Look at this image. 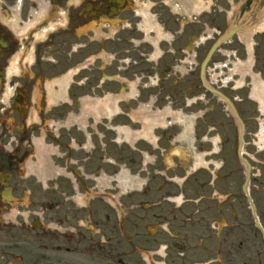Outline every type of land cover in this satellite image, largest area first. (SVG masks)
I'll return each instance as SVG.
<instances>
[{
    "label": "flooded vegetation",
    "instance_id": "af4514ba",
    "mask_svg": "<svg viewBox=\"0 0 264 264\" xmlns=\"http://www.w3.org/2000/svg\"><path fill=\"white\" fill-rule=\"evenodd\" d=\"M143 3L0 1V264L251 263L252 257L247 263L242 242L236 252L230 250L229 221L224 213L227 199L222 196L220 203L216 201L218 210L212 203L214 197L208 200V195L196 192L182 195L177 203V194L167 190L148 193V182L143 185L148 191L142 195L85 196L79 194L80 186L97 178H70L65 173L67 168L64 172L61 167L55 176L45 178V203L37 210L39 196L31 184L42 183V179L32 177L35 172L23 162L34 147L22 142L29 141L46 120L54 116L62 119L69 111L67 98L72 85L67 63L89 47L78 44L85 42L86 34L78 33V28L92 21L103 22L105 29L116 27L112 40L141 71L150 53L141 28ZM51 21L63 26L38 34ZM125 37L129 38L127 46ZM157 65L158 71L165 67L163 60ZM49 85L52 89L66 88V92L55 104L46 106ZM77 86L83 89L84 80ZM34 89L39 91L38 99L32 98ZM36 103L39 106L34 109L33 125H29L30 104ZM48 135L46 130L45 138ZM7 138L9 145L5 144ZM140 226L145 230L138 231Z\"/></svg>",
    "mask_w": 264,
    "mask_h": 264
},
{
    "label": "rangeland",
    "instance_id": "374dc122",
    "mask_svg": "<svg viewBox=\"0 0 264 264\" xmlns=\"http://www.w3.org/2000/svg\"><path fill=\"white\" fill-rule=\"evenodd\" d=\"M155 1L162 4V0ZM164 1L169 3V0ZM243 2L214 0L209 16L206 12L198 14L200 23L193 29L197 34L205 35H198L201 40L195 49L196 58H190V54L184 51L177 55L176 61L171 59V62H167L168 67L173 64V70L169 67L166 71L165 85L162 87L141 90L135 89V83L128 88L125 84L127 81L136 82V79L129 80L136 76V70L134 67H120L122 60H118L119 57L113 59L112 47L111 50L102 48L94 54H87L93 47L83 52L78 59L87 56L79 63L86 68L75 75V80H82L84 76L85 87L70 90V95L75 100L80 99L81 105H73L67 118L55 119L54 116L51 123L50 119L46 120L29 141L22 142V145L34 146V150L30 149L23 160L29 166L38 162L35 153L37 144L42 143L48 149L41 158L47 164L45 173L31 176L48 178L55 176L58 167H63L64 170L67 168L70 178L96 177L97 181H86L80 186L79 194L85 196L98 193L119 195L124 192L142 195L148 189L135 185L142 186L145 182L151 189L148 191L150 194L156 192L153 186L154 189L165 186L159 192H175L179 185L170 181L175 178L177 183H183V191L186 189L188 194L197 192L211 196L216 193L217 200L214 199L213 204L220 203L219 197L224 196L223 200L227 199L224 213L230 222V250L236 252L240 242L245 247L244 241L249 238V232H253V217L249 216V203L241 191L245 168L235 153L237 124L224 102L206 91L199 79V65L209 47L226 30L239 24L238 33L212 54L204 77L208 85L233 100L245 122L242 152L251 165L247 191L257 208L259 220L264 224V144L259 140L264 115L250 98L252 74L264 78V34L251 36L250 41L245 40L248 35L241 36L255 23L253 19L264 8V0H247L242 5ZM165 10V17H168L167 7ZM170 24L167 22V25ZM177 27L175 25L173 30ZM90 32L96 35L98 31L93 28ZM150 33L157 36L155 32ZM248 42L252 43V56L247 49ZM167 46L165 44L166 49ZM166 59L170 60L168 57ZM104 80L106 83L98 88L97 84ZM32 106L37 108L39 104H30L28 116L33 111ZM141 111L143 118L136 116ZM26 121L33 125L28 118ZM188 126L190 132L194 131L200 136L192 139L194 151L206 153V160L211 163L206 171L198 170L190 174L184 167L183 161H189L184 157L190 151L186 145L178 143H182L180 139ZM46 130L49 135L44 140ZM10 141L7 138L5 144L9 145ZM176 146L184 156L180 152L172 154ZM62 155H65L64 158ZM171 167L173 170L168 169ZM29 169L34 171L31 167ZM128 181L133 183L127 185ZM31 186L39 196L37 210L40 211L45 203L46 185L32 182ZM22 201L26 203L25 196Z\"/></svg>",
    "mask_w": 264,
    "mask_h": 264
},
{
    "label": "bare ground",
    "instance_id": "6f19581e",
    "mask_svg": "<svg viewBox=\"0 0 264 264\" xmlns=\"http://www.w3.org/2000/svg\"><path fill=\"white\" fill-rule=\"evenodd\" d=\"M264 28V23L257 27V29H262ZM250 95L252 96L253 99H255L258 104H259V108L261 110V112L264 114V85L263 83L258 79V77L256 75L252 74V88H251V93ZM260 136H259V140L261 143L264 144V128L263 126L260 127ZM36 152L40 155L43 154V152H46L45 148H37ZM200 163L199 160H197V162L195 164ZM38 170H44L46 167L43 166L42 161H38V164H36L35 166Z\"/></svg>",
    "mask_w": 264,
    "mask_h": 264
},
{
    "label": "water",
    "instance_id": "95a60500",
    "mask_svg": "<svg viewBox=\"0 0 264 264\" xmlns=\"http://www.w3.org/2000/svg\"><path fill=\"white\" fill-rule=\"evenodd\" d=\"M227 36H228V35H226L224 38H226ZM221 40H222V39L218 40V42L212 47V49H211L210 52L208 53L207 57L205 58L204 62L207 61V59L209 58L211 52L213 51V49L215 48V46H216ZM204 62H203V64H202V66H201V75H202V73H203Z\"/></svg>",
    "mask_w": 264,
    "mask_h": 264
}]
</instances>
